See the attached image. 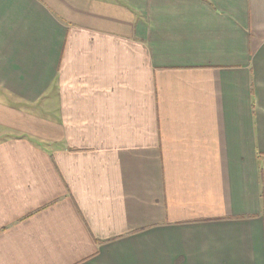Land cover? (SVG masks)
Returning <instances> with one entry per match:
<instances>
[{"label": "crops", "instance_id": "obj_1", "mask_svg": "<svg viewBox=\"0 0 264 264\" xmlns=\"http://www.w3.org/2000/svg\"><path fill=\"white\" fill-rule=\"evenodd\" d=\"M0 264H264V0H0Z\"/></svg>", "mask_w": 264, "mask_h": 264}]
</instances>
